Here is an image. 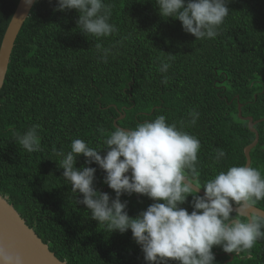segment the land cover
Returning <instances> with one entry per match:
<instances>
[{
    "label": "trees",
    "instance_id": "obj_1",
    "mask_svg": "<svg viewBox=\"0 0 264 264\" xmlns=\"http://www.w3.org/2000/svg\"><path fill=\"white\" fill-rule=\"evenodd\" d=\"M18 1L0 0V43ZM104 3L111 5L109 22L117 31L97 38L79 31L77 10L54 11L55 0L35 1L0 90V194L66 264H146L130 229L110 233L76 203L82 194L64 181L56 152L69 151L77 138L102 148L119 115L122 128L164 115L200 140L196 183L245 165L244 149L255 135L238 104L242 116L264 118V0H230L218 35L198 40L178 19L161 17L155 0ZM98 43L111 49L107 62L99 58ZM161 61L169 64L167 72L158 70ZM192 109L199 112L194 125ZM33 125L40 126V150L29 153L17 136ZM254 128L259 139L250 166L264 176V121ZM217 149L226 155L214 162ZM85 159L78 156L76 167ZM90 166L97 168L94 187L114 199L105 172ZM192 199L181 205L189 212ZM121 200L128 201L131 217L153 203L139 194ZM255 206L264 210V200ZM212 251L216 264L228 259L220 246ZM232 254L227 264H264V240Z\"/></svg>",
    "mask_w": 264,
    "mask_h": 264
},
{
    "label": "clouds",
    "instance_id": "obj_2",
    "mask_svg": "<svg viewBox=\"0 0 264 264\" xmlns=\"http://www.w3.org/2000/svg\"><path fill=\"white\" fill-rule=\"evenodd\" d=\"M33 2L24 0L26 6ZM229 2L155 0L161 17L178 19L183 31L196 40L218 35L217 29L230 11ZM73 9L79 13L77 28L86 36L108 37L117 31L109 22L111 5L104 0H55L54 11ZM96 49L99 58L107 62L111 49L99 43ZM168 68L169 64L161 61L158 70L167 72ZM189 116L194 125L199 112L192 109ZM39 127L33 125L17 136L18 144L29 153L40 150ZM103 145L97 149L82 139H73L69 151L56 152V162L71 191L82 194L76 203L85 205L91 219L110 233L123 234L130 229L146 264H216L214 246L238 254L264 240V213L252 215L250 211L264 200V176L259 169L231 166L202 185L196 183L193 178L197 176L200 140L175 123H168L164 115L134 128L117 127L103 140ZM81 154L86 158L85 165L77 168ZM225 155L224 150L217 149L214 162ZM93 163L105 172L103 182L115 192L114 199L94 187L97 168L90 166ZM201 188L203 195L199 194ZM125 194L147 196L153 203L131 217L126 211L128 201L121 200ZM190 195L191 212L181 206ZM13 259L0 252V261Z\"/></svg>",
    "mask_w": 264,
    "mask_h": 264
},
{
    "label": "water",
    "instance_id": "obj_3",
    "mask_svg": "<svg viewBox=\"0 0 264 264\" xmlns=\"http://www.w3.org/2000/svg\"><path fill=\"white\" fill-rule=\"evenodd\" d=\"M36 0L31 6H26L24 0H19L16 9L9 21L5 33L0 43V90L3 86L5 75L8 69L10 56L14 47L15 40L24 22L30 15V11ZM238 115L241 119L248 122V128L255 135L253 142L244 149L245 165L250 166V151L258 143L259 133L254 126L263 119L254 121L251 116H242L241 105L238 104ZM124 114L119 115L113 120V125L117 128V121L121 120ZM122 128V127H120ZM204 190L200 189L199 194L203 195ZM235 207V206H234ZM243 211V210H242ZM252 215L264 213V210L255 205L250 210ZM0 252H5L14 259L9 262L0 261V264H66L59 260L35 233L34 229L29 227L25 220L15 210V208L0 194ZM228 256L224 262L227 264L232 261V253H223ZM18 258V259H16Z\"/></svg>",
    "mask_w": 264,
    "mask_h": 264
}]
</instances>
